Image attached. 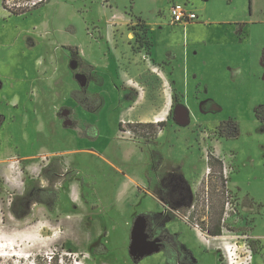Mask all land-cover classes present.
<instances>
[{"label":"rangeland","instance_id":"374dc122","mask_svg":"<svg viewBox=\"0 0 264 264\" xmlns=\"http://www.w3.org/2000/svg\"><path fill=\"white\" fill-rule=\"evenodd\" d=\"M28 1L0 0V264H264V124L253 115L264 105L254 48L264 26L214 48L223 28L171 26L170 0H46L20 9ZM174 1L195 13L193 24L253 10L251 0ZM164 65L176 95L165 101L167 121L118 126L142 92L147 102L136 109L158 103ZM82 90L86 106L71 99ZM228 119L236 139L217 132ZM106 160L133 177L150 161L144 188L161 211L147 212L157 203L134 190L118 200ZM225 190L236 214L223 225ZM195 230L212 245L197 256L174 234L192 248Z\"/></svg>","mask_w":264,"mask_h":264},{"label":"crops","instance_id":"0c3cea01","mask_svg":"<svg viewBox=\"0 0 264 264\" xmlns=\"http://www.w3.org/2000/svg\"><path fill=\"white\" fill-rule=\"evenodd\" d=\"M244 2L245 0H237V3L239 2ZM169 3H175L174 0H170L168 1ZM252 4H253V10L251 12V14H247V13H219V18L220 19H216L215 21H206L204 23H191L189 24V26H193V27H202V25H205L203 27H208L211 24H214L216 26H219L220 28H223L222 30L226 33L229 32L228 34L230 35V38H223V36H225L224 34H221V42L220 44H213L212 47L217 48L219 45V47H224L225 45H227L228 47L232 46V43H236L235 42V37L233 32H245L248 29V27H254L255 25H259V26H264V0H251ZM182 28H186V27H182ZM219 28V29H220ZM215 29V28H214ZM184 30V29H183ZM211 30V29H210ZM213 30V29H212ZM249 31V30H247ZM184 33V32H183ZM106 34H110V32H106ZM237 34V33H236ZM223 38V39H222ZM107 41L110 40L109 38H106ZM108 45H111V43H109ZM256 48L255 51H257V56L261 61V57L262 54L264 52V42L263 43H258L256 44ZM251 53V52H250ZM151 57V56H149ZM150 61L151 59L148 58ZM160 69V75H161V79L157 80L158 83L160 84V88L157 90L158 93V98L159 101L156 105H154L153 107H151L149 105L148 110H139L140 108L136 109L135 107H137L138 105H140L141 107L144 106L146 104L147 101L144 100V92H142L141 94L138 95V97L136 98V101L132 103V105L130 106H126L124 109H122L116 119V124H119L122 121H125L127 123H135V122H140V123H163L167 121V115H168V111L166 110V113H163L164 110V106L166 102H168V98L171 99V88L170 85L168 83V79L166 78L165 73L163 72V70L159 67ZM147 76H143V79H146ZM120 80V79H119ZM121 81V80H120ZM165 86L168 87V91L165 89ZM162 87V88H161ZM127 89H131L132 91L133 88H131L130 86H126ZM161 94V95H160ZM160 95V97H159ZM16 98V97H15ZM163 98H166V100ZM18 99V97L16 98ZM19 100V99H18ZM15 101V100H14ZM166 101V102H165ZM16 103V101H15ZM150 104V102L148 103ZM152 104V102H151ZM156 106V107H155ZM72 154H74V151H69ZM82 152H87V153H93V154H97L93 149H86L85 151L83 150ZM149 163H151L150 161H148L147 163V168L145 170H143L142 172H140L139 175H137L136 177H133L132 175H127L125 173H123L121 171V169H119V167H117L115 164H113L112 162L106 160V164L109 168H112V170H114V176H112V178L114 179L115 175V181L116 183H111V188H114L117 191V197L118 200L122 201L123 198H126L129 196L130 193H132V191L134 190V192L136 193H142L144 196V199L146 197H151L158 205L157 210L155 209H151L150 211H148L146 209L147 212L149 213H153V212H159L162 209L161 206V202L159 200H157L153 193H151V191L145 189L144 187H146V179H147V172L149 170ZM141 188L147 190L144 191ZM137 198V197H136ZM145 212V211H144ZM195 238H196V243L201 246L204 247L202 245H206L205 244V237H203L201 235V233H199L197 230H195ZM207 247V245H206ZM208 249V251L210 252L211 249L210 248H206ZM200 259V258H199ZM198 260V259H197ZM199 261V260H198Z\"/></svg>","mask_w":264,"mask_h":264},{"label":"built area","instance_id":"2783aa9c","mask_svg":"<svg viewBox=\"0 0 264 264\" xmlns=\"http://www.w3.org/2000/svg\"><path fill=\"white\" fill-rule=\"evenodd\" d=\"M45 1L46 0H29L28 2L22 4V7L20 9H22L23 7L34 8V7L39 6L40 4H43ZM168 14H169L171 24L179 25L183 27L193 23L197 19V16L195 15L194 12L187 10L185 5L180 4V3H172L169 7ZM134 87L137 88L138 86L135 84ZM121 123L123 127H125L124 126L125 122L122 121ZM155 124L157 125L158 123L155 122ZM120 133L121 135H124L128 139L134 138L133 132H131L129 129L123 128V130H121ZM230 171L231 169L228 167V165L223 164L222 177L224 179L225 184H227L228 175L230 174ZM226 189H227V186H226ZM223 194L225 196V201H224V211L222 215V220L225 221V220L230 219L232 216L236 214V211H235L236 206L233 203V197L228 190H225Z\"/></svg>","mask_w":264,"mask_h":264},{"label":"flooded vegetation","instance_id":"af4514ba","mask_svg":"<svg viewBox=\"0 0 264 264\" xmlns=\"http://www.w3.org/2000/svg\"><path fill=\"white\" fill-rule=\"evenodd\" d=\"M171 5V4H170ZM170 7V6H169ZM169 10V9H168ZM168 21H169V23H170V25L171 26H176V25H174V24H171V22H170V18H169V14H168ZM179 26V25H178ZM183 27V26H182ZM264 53V52H263ZM263 55V54H262ZM262 58V57H261ZM166 64H168V63H166ZM165 64V65H166ZM262 64V63H261ZM165 65H164V67H161V69L163 70V72L165 73V75L167 74L164 70H165ZM166 78H167V75H166ZM77 81L79 82V84L81 85V87H85V85H86V79L84 78V76H82V75H79V76H77ZM170 88H171V86H170ZM130 91H132L131 89H129ZM75 93V92H74ZM80 95H81V101H77V100H75L74 98H73V94H72V97H71V99L72 100H74L77 104H79L80 106H86V105H88L89 104V100H90V97L91 96H89V94H88V92H85L84 90H82V91H80V92H78ZM175 97H176V95L174 94V92H173V89L171 88V100L172 101H174L175 100ZM15 104H13V106H14ZM260 106H262V105H260ZM258 107V106H257ZM254 108H256V107H254ZM61 116H64V115H67V111L66 110H63V111H61V114H60ZM253 115H254V109H253ZM66 117V116H65ZM64 117V118H65ZM254 118H255V116H254ZM176 119V118H175ZM255 120H256V118H255ZM227 121H232L233 123H235V121H233L232 119H228ZM227 121H225V122H222V123H219L218 124V128H217V132H218V134H219V136H221V137H225V136H223V135H220V132H219V129H220V126H222L224 123H226ZM257 121V120H256ZM70 122V120H67V119H65V120H63V123L66 125V124H68ZM257 122H259V121H257ZM71 123V122H70ZM69 123V124H70ZM260 123V122H259ZM236 124V123H235ZM260 124H264V123H260ZM87 125H89V126H91L92 127V125L91 124H87ZM237 125V124H236ZM238 127V126H237ZM239 136V135H238ZM237 136V137H238ZM236 137V138H237ZM235 138V139H236ZM220 174H222V171L220 172ZM230 174H231V172H230ZM230 174H229V176H230ZM228 176V177H229ZM222 215H223V213H222ZM232 217H234V216H232ZM231 217V218H232ZM230 219H228V220H225V221H223L222 220V218H221V223L224 225V224H226L228 221H229ZM220 226V225H219ZM222 227L220 226V229H221ZM187 232H189V231H187ZM191 233V232H190ZM175 234V236H177V238H178V240H179V243L181 244V245H183V246H185L187 249H189L195 256H197L200 252H201V249L203 250V248L201 247V246H199L196 242L197 241H195V247H192V248H190V247H188V245H187V243L183 240V233L181 232H179V233H174ZM214 238H211V239H216V238H218V236H213ZM208 241V240H207ZM198 250V251H197ZM205 250V249H204ZM176 251H178V250H176ZM165 256H166V258H171L170 257V254H169V252L168 251H166L165 250Z\"/></svg>","mask_w":264,"mask_h":264},{"label":"trees","instance_id":"16d2710c","mask_svg":"<svg viewBox=\"0 0 264 264\" xmlns=\"http://www.w3.org/2000/svg\"><path fill=\"white\" fill-rule=\"evenodd\" d=\"M261 63L264 68V53L261 58ZM80 97L81 95L78 92L73 93V98L75 100L81 101ZM254 116L257 121H259L260 123H264V105L254 108ZM144 125L145 124H143L142 126ZM146 125H149V124H146ZM157 125L160 127V126H163V123H159ZM219 132H220V135H223L225 137H229L232 139H235L239 135V129L237 125L233 123L232 121H227L222 126H220ZM220 233H221V229L219 225L216 226L214 230L209 231V235L211 236H219Z\"/></svg>","mask_w":264,"mask_h":264},{"label":"bare ground","instance_id":"6f19581e","mask_svg":"<svg viewBox=\"0 0 264 264\" xmlns=\"http://www.w3.org/2000/svg\"><path fill=\"white\" fill-rule=\"evenodd\" d=\"M166 110H167V106H164V110H163V113L165 114L166 113ZM212 240H217V239H212ZM225 240V239H224ZM205 244L207 245V247H211V243L209 241H205Z\"/></svg>","mask_w":264,"mask_h":264}]
</instances>
